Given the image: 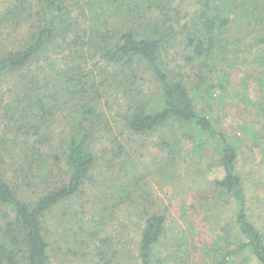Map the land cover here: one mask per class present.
I'll return each mask as SVG.
<instances>
[{
	"label": "trees",
	"instance_id": "obj_1",
	"mask_svg": "<svg viewBox=\"0 0 264 264\" xmlns=\"http://www.w3.org/2000/svg\"><path fill=\"white\" fill-rule=\"evenodd\" d=\"M194 1L195 13L179 29L162 10L164 0H11L0 11V26L25 27L27 35L18 48L0 51V82L19 76L1 114L6 131L0 133V264H52L47 218L62 206L61 214L70 215L72 201L83 195L91 179L97 160L94 133L100 124L109 128L101 101L107 87L123 92L115 122L126 131L143 135L176 128L170 132L171 141L163 142L169 158L177 153L181 138L199 147L215 144L214 166L223 174L210 187L217 202L231 210L230 221L222 225L230 245L222 253L203 245L202 252L210 256L212 251L210 264H264V197H248L238 169V149L225 132L197 113L180 70L170 71L163 61L179 42L188 48L187 64L212 73L216 60L224 58L234 22L243 24L251 16L264 29V0ZM154 8L161 11L150 16ZM261 64L264 67V57ZM142 70L159 87L151 99L139 85ZM208 89L220 94L224 90L220 80ZM60 113L65 114L66 130L57 138L58 153L52 159L64 164L67 180L53 181L44 166L45 148L51 144L45 130ZM17 154L27 169L21 163L17 177L9 182L5 158L16 163ZM36 165L42 175L30 174ZM41 179V191L33 192V198L26 196ZM166 222L165 214L146 215L136 264H167L160 256ZM103 245L98 257L107 264L108 244Z\"/></svg>",
	"mask_w": 264,
	"mask_h": 264
},
{
	"label": "rangeland",
	"instance_id": "obj_2",
	"mask_svg": "<svg viewBox=\"0 0 264 264\" xmlns=\"http://www.w3.org/2000/svg\"><path fill=\"white\" fill-rule=\"evenodd\" d=\"M10 1L0 0V11L8 7ZM162 4V10L169 15L168 21H172L176 29L188 24L197 9L194 0H164ZM151 11L150 16L157 15L161 9ZM253 19L250 16L249 22L236 21L230 26L224 58L216 60L212 73H204L206 70H199L198 65L187 64L184 58L188 48L179 42L163 61L170 71L180 70L197 113L225 132L238 149V169L248 197L255 201L256 197H264V67L261 64L264 29ZM26 36L25 27L11 30L0 26V51L18 48L25 43ZM42 69L47 72L46 64ZM49 71L52 75L53 71ZM141 73L140 88L151 99L159 92L158 84L148 72L142 70ZM18 79L19 76H14L0 82V133L6 131L1 119L2 107L10 99ZM219 80L223 93L208 89ZM114 89L107 87L106 96L101 99L109 128L100 124L94 133L93 151L97 160L83 195L72 201V208L67 212L70 215L61 214L65 208L62 206L47 218L45 227L51 263L106 264L98 257L104 242L108 244L107 264H136L144 219L148 214L158 213L167 218L160 251L167 264H181L180 259L184 261L182 264H210L213 253L205 255L203 245H212L218 253L230 245L222 225L230 221L231 210L217 202L210 187V182L223 174L220 167L214 166L215 144L207 142L199 147L181 138L177 153L169 158L163 142L171 141L173 133L170 132L176 128L169 126L143 135L126 131L115 122L123 92ZM210 92L211 97H208L206 93ZM64 115L57 114L45 130L51 136V144L45 148L44 166L51 172L53 181L56 177L67 180L64 164L61 161L56 164L52 159V154L58 153L57 138L66 130ZM252 131L260 137H254ZM15 157L16 163L13 158H5L9 182L15 180L22 164L23 169H27L21 155ZM39 166H33L30 174L42 175ZM41 181L27 190L26 196L33 198V192L39 193L43 186ZM262 212L263 218L264 208ZM179 244L183 247L178 251Z\"/></svg>",
	"mask_w": 264,
	"mask_h": 264
}]
</instances>
